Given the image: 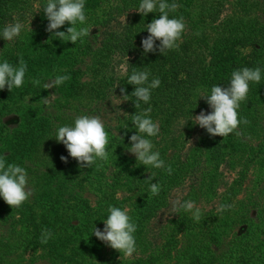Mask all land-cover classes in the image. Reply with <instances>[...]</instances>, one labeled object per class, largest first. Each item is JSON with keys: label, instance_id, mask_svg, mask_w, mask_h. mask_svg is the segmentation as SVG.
Here are the masks:
<instances>
[{"label": "rangeland", "instance_id": "374dc122", "mask_svg": "<svg viewBox=\"0 0 264 264\" xmlns=\"http://www.w3.org/2000/svg\"><path fill=\"white\" fill-rule=\"evenodd\" d=\"M116 1L85 0L87 21L77 27H89L91 32L100 34L102 26L94 20L96 17L103 19L108 3L114 5ZM46 2L47 0H29L25 17L20 22L23 29L20 35L12 40L10 51L0 60H7L13 66H18L22 56L27 63L23 86L13 88L12 99L5 105L0 102V156L8 163H15L26 169L27 188L32 192L26 202L14 209L0 197V248L4 249L3 263L0 261V264H130L132 261L129 259L140 258L142 252L135 251L131 257H127L99 239H96L95 246L86 245L77 251L70 241L73 239L71 236L79 237L80 224L83 221L82 210L87 207L95 208L98 195L105 189L98 190L88 184V167L81 169L79 162L69 155L66 146L55 139L56 130L60 126L72 125L77 116L89 115L99 116L106 131L112 132L113 127L119 124L118 119L126 113L131 103L123 100V94H117L116 90L106 97L92 99L88 89L97 85L101 76V72L93 71L91 67L93 49L90 52H67L65 56L73 55L82 61L78 65L79 73L76 76L66 72L67 64L58 61L65 48L61 46L55 50L65 41L46 30L49 21L45 12H40L42 3L46 5ZM190 18L195 21V33L210 43L224 29V34L229 33L226 26L235 35H241L249 29H263L264 35V0H195L190 10ZM118 19L123 20L122 16ZM112 25L119 23L113 21ZM70 26L66 23L55 31L66 32ZM189 26L188 22L187 28ZM25 34L29 37L28 41L22 40L26 37ZM113 71L115 80L120 79L125 74L124 64L114 67ZM56 75H69L71 79L57 89H45L44 84ZM77 79L84 83V86L80 93L72 95L69 85ZM262 79V84L255 88L254 92L249 91L247 99L240 103L238 114L241 123L237 131L241 135L237 136L235 132L229 134L222 143L218 156L208 162L205 168L195 171L196 169L189 168L188 164L194 152L200 149L202 155L204 145L200 143V137L205 135L206 130L195 124L192 116L199 115L202 111L210 113L206 108L191 112L183 118H174L170 128L160 129V136L156 138L158 144L152 142L153 151H158L165 163L169 160L178 163L179 159L181 163H185V169L181 176L183 182L169 190L166 201L147 222L144 231L148 243L147 252L170 240L169 249L172 254L159 255L155 261L145 264H189L191 258L189 252H186L188 237L184 232H174L164 227L171 219L187 217L195 222L192 223L194 227L200 221L207 222L212 217L220 221L224 236L217 247L213 246L216 252L226 247L228 241H240L237 235L246 231V220L257 221V203H264V192L253 194L257 191L255 182L259 169L247 157L251 146L264 141V136L257 134L264 133V67ZM33 80H39L40 84L34 85ZM53 94L54 98L50 96ZM46 97H49L50 104L43 102ZM247 100L253 101L250 115L246 113ZM157 115L153 117V121L160 124L161 115ZM245 118L250 122L247 125L243 123ZM25 121H30L33 126L26 140L22 138L23 133L18 132L23 124H26ZM12 136L15 137L14 140ZM13 142L15 144L12 152ZM31 143L33 151L28 153L25 148ZM125 151L134 158L133 162L138 166L136 156L128 149ZM114 152V147L110 146L109 159L104 164H108V173L114 166ZM20 155H24L26 162L20 161ZM61 156L68 157L67 163L61 160ZM97 161L102 163L98 159ZM241 171H244V174L240 179ZM158 172L159 169L145 166L130 183H124L122 180L106 188L111 204L116 207L123 206V209L127 208L129 211L132 205L138 204L145 197L149 183L144 181L153 174L154 179L151 182L156 183ZM131 173L135 174L134 171ZM177 199L181 203L194 201L201 210V220L197 222L192 212L174 208ZM83 201H86V204ZM76 203L78 206H75ZM225 203L233 207L223 213L217 212V207ZM45 206L48 207L47 211L44 210ZM30 209L33 216L27 217ZM105 209H108V206H105ZM104 211L98 213V216L101 217ZM104 227L105 224L102 223L101 231ZM44 229L52 232V238L47 244L40 243ZM199 236L206 239V234ZM195 242L199 243V240L196 239ZM5 243H11L12 247L8 249Z\"/></svg>", "mask_w": 264, "mask_h": 264}, {"label": "trees", "instance_id": "16d2710c", "mask_svg": "<svg viewBox=\"0 0 264 264\" xmlns=\"http://www.w3.org/2000/svg\"><path fill=\"white\" fill-rule=\"evenodd\" d=\"M29 0H0V30L9 23L21 22L25 17L26 9L28 8ZM169 3L172 0H168ZM180 5L175 13H170V18L183 16L186 23V31L183 33L179 43V48L173 50H166L164 54L159 52L160 41H156V51L145 53L142 40L149 36L146 30V24L151 23L153 19L159 18V12L148 13L147 16L139 13L136 8L140 0H117L114 5L108 3L107 13L103 19L95 18V23H99L101 33H90V36L83 38V42L76 44L69 41L64 42L63 45H58L55 50L63 46L64 51L62 57L58 61H64L67 64L66 72L76 76L79 73V63L82 61L76 56H65L67 52H90L92 49V70L101 72L97 85H92L88 89L92 99L106 97L109 93H121V89H126L127 95L131 96L135 90V86L127 83L128 77L131 75L133 69L150 72L149 81L153 78H159L161 84L159 87L151 90L150 102L145 104L140 102V109L135 107V98L127 100L131 103L130 107L126 109V113L118 119V125L113 127L114 131L108 132L109 145L114 147V166L110 173L107 172L108 164L105 162L92 165L88 167L86 173L87 182L94 188L105 191L97 197L95 208L82 210L83 221L80 224L81 230L79 237H73L72 242L74 249L86 247L92 244L95 246L96 239L93 234V229L96 226L101 230V225L108 215L105 206H114L111 204L109 194L106 188L112 187L116 182L123 180L124 183H130L136 178V174L145 169L142 164L138 166L133 162V157L126 153L127 147L131 146L130 137L133 134H138L134 124L132 123L131 115L136 114L137 111H142L151 107L152 111L150 117L153 120L154 116L161 115L159 128L164 130L170 128L171 121L174 118H183L188 116L191 112L199 111L206 108L209 112L212 111L211 107L202 95L210 94L211 87L220 85L227 88L230 84L231 73L234 70L243 67H264V35L263 29L254 31L249 29L243 31L241 35H235L233 31L228 29L229 33H218L217 37L210 43L206 41L199 34L195 33V21L190 18V10H192L195 0H175ZM44 3L41 5L40 12L44 10ZM95 12V11H93ZM203 13V11H202ZM43 14V13H42ZM122 16L123 20L118 18ZM119 23V25H112V22ZM188 22L190 26L187 28ZM101 37L99 38V36ZM22 40L28 41L29 37L25 34ZM220 37V38H219ZM99 38V39H98ZM11 43L13 41H6L0 37V60L1 57L10 51ZM95 45H94V44ZM56 44V43H55ZM98 44V45H97ZM96 46V47H95ZM246 49V50H245ZM124 64L125 74L120 79L115 80L113 68ZM107 73L110 75H107ZM260 83L250 82L249 91L254 92L255 88L260 86ZM84 83L75 80L69 85L70 94L76 95L83 89ZM116 86V87H115ZM111 91V92H110ZM13 89L10 91L7 87L0 90V102L4 105L7 101L12 99ZM253 101H246V113L251 114ZM22 128L18 132H22V138L27 139V135L32 132L33 126L30 121H25ZM189 126V125H188ZM110 129V127H108ZM205 135L200 137L203 145L202 155L199 149L189 159L188 167L191 169L205 168L208 162L214 160L220 153L222 143L228 138L222 136H212L204 131ZM263 135L264 133H257ZM160 136V132L159 135ZM15 137L12 136V140ZM153 143L158 144L157 136L148 137ZM11 140V141H12ZM175 141V139H174ZM15 142L12 143V152L14 151ZM32 143L25 149L28 153H32ZM107 148V150H108ZM11 152L7 155V157ZM205 156V158H204ZM179 158V157H178ZM247 159H251L259 169L255 186L257 194L259 191L264 192V141H259L256 145L250 147V154ZM20 161L26 162L24 155H20ZM97 165H102L97 168ZM171 166L172 173L169 175L166 171L168 166ZM185 169V163H178L175 160H169L165 163L164 168H160L156 183L161 185L159 195L153 196L150 192V185L145 192V197L141 201L132 205L128 211L131 221L137 225V231L134 233L136 240V251L142 252L140 258L129 259L130 264H145L153 262L159 255L171 256V249H169L170 240L159 247L157 245L151 251H146L147 238L145 228L148 225L150 218L156 214L160 206L166 201L169 190L176 184L183 182L182 172ZM134 171L135 174L131 172ZM247 171V170H246ZM244 171L240 172V179L243 177ZM110 181V183H108ZM146 182V181H144ZM75 196V194H73ZM77 196V195H76ZM187 198V197H184ZM86 204V201H83ZM108 202V203H106ZM78 203V202H77ZM77 203L75 206H78ZM248 203V202H247ZM108 204V205H107ZM256 222L253 220L248 222L246 220V231L237 235L240 241H228L226 247L219 252L213 248L219 244L224 236L223 231L220 229V221L208 219L207 222L200 221L196 227L193 226L191 219L187 217L171 219L165 223V228H170L174 232H184L188 237V244L186 252H189L191 258L189 264H264V203L258 204ZM119 207L123 210V206ZM48 207L45 206L44 210L47 211ZM182 209V208H179ZM104 211L101 217L98 213ZM33 216L32 209L29 210L27 215ZM43 217V215H40ZM199 234H206V239L200 238ZM228 236V235H227ZM70 237V238H71ZM199 240L196 243L195 240ZM78 241V242H77ZM16 245L19 246V243ZM22 243H20V246ZM5 246L10 249L11 243H5ZM167 246V247H166ZM157 253L155 254V252ZM4 249L0 248V261L3 263ZM164 252V253H162ZM146 255V256H145ZM121 264H126L121 263Z\"/></svg>", "mask_w": 264, "mask_h": 264}, {"label": "clouds", "instance_id": "9594fccd", "mask_svg": "<svg viewBox=\"0 0 264 264\" xmlns=\"http://www.w3.org/2000/svg\"><path fill=\"white\" fill-rule=\"evenodd\" d=\"M180 5L172 0H140L137 10L139 13L147 16L148 13L159 12V18L153 19L151 23L146 24V30L149 36L142 40V46L145 53L156 51V41L159 40V52L164 54L166 50L179 48L178 41L181 40L186 30V23L183 16L170 18V13H175ZM85 0H47L44 7L47 20V31L54 33V36L62 41H71L76 44L83 42V38L90 36L89 27H77L78 24H86ZM66 23L71 26L65 31H55L60 29ZM23 29V25L16 21L9 23L0 30V37L6 41H12L18 37ZM27 71V63L21 56L18 66H13L7 60L0 62V90L7 87L10 91L13 88L23 86ZM150 72L147 70L139 71L133 69L128 77L129 84L135 86L131 96L127 95L126 89H121L123 100L135 98V107L140 109V102L145 104L150 102L151 90L160 86V79L153 78L149 81ZM69 75H56L44 84L45 89L58 88L66 81L70 80ZM262 79L261 67H243L234 70L231 73L230 84L227 88L220 85L211 87L210 94L202 95L212 111L210 113L201 112L199 115L192 116L195 124L207 130L212 136L226 137L235 132L237 136L241 133L237 131L241 120L239 119L238 109L240 103L247 99L250 82L259 84ZM34 85H39V80H33ZM52 98L55 94L50 95ZM45 104H50L49 97L43 98ZM114 103V102H113ZM152 109L148 107L142 111H137L131 115L138 134L130 137L131 146L128 151L133 153L139 165H145L156 169L164 168L165 161L160 158L158 151H153L154 145L148 137L159 135V123L154 122L151 117ZM245 125L250 122L245 118ZM55 139L64 144L69 155L79 162L81 169L92 167L97 159L107 162L109 159L108 145L109 137L105 129L103 120L99 116L80 115L77 116L72 125L58 127L55 133ZM61 160L67 163L68 157L61 156ZM102 165H97V168ZM171 175L172 168L169 165L166 169ZM154 175L146 182L150 185V192L153 196L159 195L161 185L152 183ZM28 174L24 167L15 163H8L3 156H0V197L13 209L20 207L32 195L28 190ZM174 208H183L192 212L193 218L199 222L201 220V210L195 205L194 201L188 200L181 203L179 199L174 202ZM233 207L231 204H220L217 212L223 213ZM108 216L104 220L105 227L101 231L96 226L93 234L111 248L119 251L127 257H131L136 251V240L134 233L137 231V225L131 221L128 215V209L123 210L120 207L109 206ZM52 238V232L48 229L42 230L40 243L47 244Z\"/></svg>", "mask_w": 264, "mask_h": 264}]
</instances>
